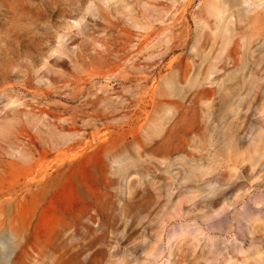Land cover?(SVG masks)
<instances>
[{
	"label": "rangeland",
	"instance_id": "rangeland-1",
	"mask_svg": "<svg viewBox=\"0 0 264 264\" xmlns=\"http://www.w3.org/2000/svg\"><path fill=\"white\" fill-rule=\"evenodd\" d=\"M0 264H264V0H0Z\"/></svg>",
	"mask_w": 264,
	"mask_h": 264
}]
</instances>
